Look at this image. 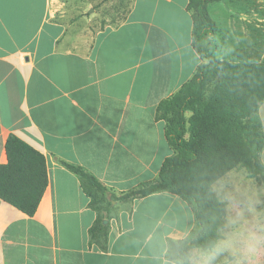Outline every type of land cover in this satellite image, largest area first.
Wrapping results in <instances>:
<instances>
[{
    "label": "crops",
    "instance_id": "obj_1",
    "mask_svg": "<svg viewBox=\"0 0 264 264\" xmlns=\"http://www.w3.org/2000/svg\"><path fill=\"white\" fill-rule=\"evenodd\" d=\"M257 2L249 12L224 11L240 20L243 50L253 29L258 50L264 42V0ZM187 6L188 0H0V165L15 135L46 158L48 173L33 216L0 199V264L172 261L169 242L196 227L184 200L161 192L96 211L64 163L118 196L158 178L173 150L165 123L155 119L157 107L202 63ZM259 114L264 127L261 106ZM263 156L264 150V163Z\"/></svg>",
    "mask_w": 264,
    "mask_h": 264
},
{
    "label": "trees",
    "instance_id": "obj_2",
    "mask_svg": "<svg viewBox=\"0 0 264 264\" xmlns=\"http://www.w3.org/2000/svg\"><path fill=\"white\" fill-rule=\"evenodd\" d=\"M226 1L188 0L192 45L202 63L177 93L157 107L155 119L165 123V137L173 150L158 178L118 196L82 168L64 163L79 176L96 211L112 201L161 192L184 200L194 212L196 227L185 239L169 242L170 260L216 238L227 214L225 205L209 194L216 178L245 169L251 179L264 183V127L259 114L264 103V62L253 61L243 49L234 52L236 60H223L203 47L205 39L219 31L210 8ZM6 154L7 163L0 165V199L33 216L48 185L46 158L15 135L7 140Z\"/></svg>",
    "mask_w": 264,
    "mask_h": 264
},
{
    "label": "clouds",
    "instance_id": "obj_3",
    "mask_svg": "<svg viewBox=\"0 0 264 264\" xmlns=\"http://www.w3.org/2000/svg\"><path fill=\"white\" fill-rule=\"evenodd\" d=\"M250 184L247 170H233L216 178L209 194L225 205L227 213L216 238L206 247L172 261L164 260L163 264H264V193Z\"/></svg>",
    "mask_w": 264,
    "mask_h": 264
},
{
    "label": "rangeland",
    "instance_id": "obj_4",
    "mask_svg": "<svg viewBox=\"0 0 264 264\" xmlns=\"http://www.w3.org/2000/svg\"><path fill=\"white\" fill-rule=\"evenodd\" d=\"M258 4L257 0H229L226 2L225 7L223 8L219 4H214L211 6L210 11L211 14L218 18V25L220 29L216 34L218 36V40L213 41L212 39H207L204 41L203 47L217 56L219 59L223 60H236L234 58V52L240 49V20L239 18H226L224 17L225 10H233L238 14L240 10H256V6ZM227 6V7H226ZM236 22V23H235ZM251 23V22H250ZM251 25V24H250ZM251 28V26H250ZM264 35V32H263ZM257 34L255 29L250 32L249 40V49L246 50L252 56V60L259 62H264V42L262 47L258 50L256 47ZM260 47V46H259ZM217 52V53H215ZM261 115L264 119V103L261 104ZM264 158V156H263ZM245 169H236V172H241ZM250 187L254 190H257L261 193H264V183L257 181L255 179H251ZM264 199V196L261 197ZM217 264H222V261H218Z\"/></svg>",
    "mask_w": 264,
    "mask_h": 264
}]
</instances>
